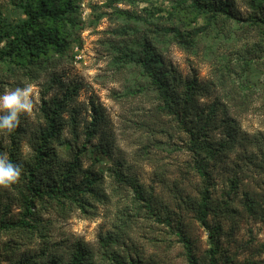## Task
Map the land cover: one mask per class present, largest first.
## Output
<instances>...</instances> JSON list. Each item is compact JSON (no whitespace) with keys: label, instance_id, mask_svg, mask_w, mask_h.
<instances>
[{"label":"rangeland","instance_id":"rangeland-1","mask_svg":"<svg viewBox=\"0 0 264 264\" xmlns=\"http://www.w3.org/2000/svg\"><path fill=\"white\" fill-rule=\"evenodd\" d=\"M31 2L0 0V92L32 84L38 101L0 132V153L22 166L0 187V226L31 222L0 231V264H189L180 228L197 264H212V238L217 264H264V0H199L205 12L189 0H71L63 50L9 58Z\"/></svg>","mask_w":264,"mask_h":264},{"label":"trees","instance_id":"trees-1","mask_svg":"<svg viewBox=\"0 0 264 264\" xmlns=\"http://www.w3.org/2000/svg\"><path fill=\"white\" fill-rule=\"evenodd\" d=\"M191 1L193 7L197 11L205 12L206 8L199 2V0H189ZM256 0H253L255 2ZM71 6V0H32L31 3L27 6V9L25 10L26 13L31 17L35 16L32 21V23L28 26L27 30H24L20 35L19 39L15 44H13L9 50L7 51L5 56H8L9 58H15L19 57L18 59L20 61H24L25 59L29 58H24L27 55H30V57L38 58L41 55H46L48 52H50L54 47L58 52L63 50L65 48L66 44L64 41L61 39V34L62 32L60 31L61 28L59 26V22H61L64 19V15L67 14L69 11V7ZM41 20H45L47 24L42 25L40 23ZM16 59V58H15ZM1 60V57H0ZM30 61V60H29ZM33 61V60H32ZM152 59L149 55H145L144 59L142 60V68L144 69V72L153 80L154 85L157 87V90L159 92V95L161 98L166 99L168 97V90L165 88V82L163 80H160L156 78L155 74L152 71ZM195 81H192L191 84L188 85L187 91H186V97L184 99V103L187 105H190L193 102L194 97L196 96L195 88H194ZM167 86V85H166ZM58 104L57 107L58 108ZM57 109H55L54 114H57ZM167 112L170 114H177L174 113V109L170 104H167L166 109ZM54 114L52 116H47V121L49 123V131L47 134L48 138H54L56 137V132H55V116ZM194 155L196 157H199L200 154L196 150V146L193 149ZM82 153H78L76 155V158L74 159V162L69 166L68 171L69 173L72 171H75L80 168L81 161L79 159V155ZM38 161L44 162L43 157H38ZM38 163V164H40ZM196 165H198V162H196ZM206 170H203L201 167L197 168V173L199 176L203 179L206 178L207 173L205 172ZM69 173L65 177V181L69 178ZM35 172H32L29 181L32 183L35 181ZM87 181L89 180V177H86ZM30 191L32 193H35L36 195L40 194L41 197L47 196L49 199H53V195L55 191L52 189H46L45 191L40 192L41 189L35 190L32 188V185L29 186ZM203 204H202V209L200 211V221L202 225H204L207 228L209 227L208 223V216H209V194L208 190H204L203 192ZM34 195V194H33ZM34 203L32 200L28 199V203L26 206V211L25 215L26 216H31L33 215L32 209L34 208ZM162 223H165L167 225H170V220L165 219L160 221ZM18 227H23V228H31V222L27 219V217H24V220L18 224H11V223H6L4 225L0 226V231L1 230H10L13 228H18ZM177 236L179 238V241L182 243L183 248L186 252L188 263L189 264H197V259L194 255L193 252V244L191 241V238L184 233V231L180 228ZM219 251V244L217 241H215L212 238L211 241V248H210V254H211V262L212 264H217L216 261V256ZM75 261H73L72 264H81L79 259V256L76 255L74 258Z\"/></svg>","mask_w":264,"mask_h":264},{"label":"clouds","instance_id":"clouds-1","mask_svg":"<svg viewBox=\"0 0 264 264\" xmlns=\"http://www.w3.org/2000/svg\"><path fill=\"white\" fill-rule=\"evenodd\" d=\"M37 94L32 84L6 88L0 92V132L15 130L21 116L31 115L37 106ZM22 175V166L14 163L7 152L0 153V187H11Z\"/></svg>","mask_w":264,"mask_h":264}]
</instances>
